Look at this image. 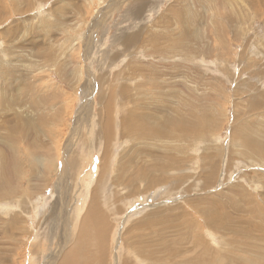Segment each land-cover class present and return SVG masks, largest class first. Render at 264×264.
Masks as SVG:
<instances>
[{
  "label": "rangeland",
  "instance_id": "374dc122",
  "mask_svg": "<svg viewBox=\"0 0 264 264\" xmlns=\"http://www.w3.org/2000/svg\"><path fill=\"white\" fill-rule=\"evenodd\" d=\"M99 175L109 264L121 232L136 264H264V0H0V264L58 253Z\"/></svg>",
  "mask_w": 264,
  "mask_h": 264
},
{
  "label": "bare ground",
  "instance_id": "6f19581e",
  "mask_svg": "<svg viewBox=\"0 0 264 264\" xmlns=\"http://www.w3.org/2000/svg\"><path fill=\"white\" fill-rule=\"evenodd\" d=\"M255 7H257V6H255ZM47 32H49V31H47ZM105 130H106V128H105ZM103 164H106V162H103ZM76 168L77 167H75V169ZM120 169L123 170V167H120ZM147 171L148 170H145V172H147ZM120 172H122V171H120ZM142 172L145 174L144 171H142ZM142 172L138 171L136 173V175H140V177H141L143 174ZM67 175H68V173L61 174V177L59 178V182L61 179H65V181L67 183ZM97 181H98V184L95 187L92 186L94 188H93V191L89 197L90 198L89 204L87 205L85 212H83L84 213L83 216H81L80 218H79V213H80V209H81L80 205L83 204L82 198L85 195L83 196L79 192L78 197L77 196L74 197V195H76V193L78 192L77 190L75 192L73 191V193L70 195L60 194L61 196L71 198L73 204L66 207V208H69L70 210L64 209L65 210L64 215H60L62 220H64L63 217L66 219V220H64V224L62 226L64 228L63 235L61 234V236L58 237L56 240V243H57L56 249L61 248V250L59 249L58 253H54L51 251L50 253L46 254L45 264H109V260H108L109 243L111 242V240L113 238V233L115 231V223H114V220H112V219L117 212H120L121 207L120 206L117 207L113 203L112 198H110L108 200V201H110V204L107 205V207H109L111 210L109 211L107 208L104 207L106 205L104 202V199H100V196L98 195V191H97L98 189H101L100 188V175L98 176ZM80 183H81V181H80ZM70 185L71 184H69V187H70ZM101 185H102V183H101ZM62 187H63V185H62ZM69 189L72 190V188H69ZM120 194H121L120 192H116V191L113 192V196H114L115 200H117L119 196H122ZM84 207H85V205H84ZM56 211L57 210H54V212H56ZM58 211H59V209H58ZM162 213H163L162 210H158V211L154 212V215L162 217L161 216ZM209 219L210 218L208 217L207 220H209ZM14 223H15V221H13V224ZM67 223H69V224H67ZM117 223L118 222H116V224ZM166 224H167V222H166ZM55 225L57 226L58 224H55ZM67 225H69V226L71 225V232L66 231ZM182 225H184V224L182 223ZM187 225H189L190 231L194 232L196 230L195 225L193 223H188ZM183 227H185V226H183ZM185 229L187 231V227H185ZM69 231H70V229H69ZM162 231L160 233H158V235L156 236L157 241L155 243H157V245L160 246L157 249V252L154 249L155 247L153 248V246H154L153 244H154L155 239L148 242V239L146 238V240L139 242L140 245L138 246L137 251H139L142 258H156V257H158L159 253H161V252L166 253L167 252L168 257H170V258H168V260L170 261L174 255L178 254L176 249L171 248V246H170L171 244L168 243L169 238L167 239V237H165L166 235L162 234L163 233ZM53 232L54 231L52 230V232H50V233H53ZM165 232H167V231H165ZM127 233H129V232H127ZM180 233L181 232H179V234ZM187 233H188V231H187ZM194 234H196V233L194 232ZM120 236L122 237L123 242H125V241H127V243L130 242L124 238V236L122 235V232H121ZM183 237H184V235H182V234L180 236L176 237L177 241L176 242L174 241L175 242L174 244L178 245L179 243H181ZM127 243L125 244V246H126L125 250H124L125 254L121 255V253H120V256H119L120 259H118V257L116 256V260H115L116 264H136L137 263V260L139 259V257L133 253L134 248H135L134 243H132L133 245L131 244L130 247H129V244L127 245ZM117 245H118V249L120 250L122 247V244L120 243V241H118ZM195 245L198 246L201 244L198 241V243ZM180 248H181V246H180ZM126 256H131L132 259L130 260V258L128 257L129 258L128 259V258H126ZM197 259L198 258H196L195 261H193V262H192V260H186V261H183L182 264H184V262H186V264H191V263L192 264H198ZM144 262H146V261H144Z\"/></svg>",
  "mask_w": 264,
  "mask_h": 264
}]
</instances>
